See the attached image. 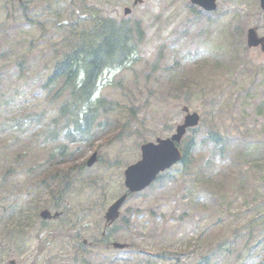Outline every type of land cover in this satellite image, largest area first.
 <instances>
[{"label":"rangeland","instance_id":"1","mask_svg":"<svg viewBox=\"0 0 264 264\" xmlns=\"http://www.w3.org/2000/svg\"><path fill=\"white\" fill-rule=\"evenodd\" d=\"M83 1L113 18L130 7L125 18L143 29L130 63L101 78L97 98L112 103L93 119L101 123L96 150L65 140L74 129L57 118L61 83L41 87L69 39L89 26L77 11L80 2L0 0V264H198L201 257L207 264H264V55L243 48L248 28L264 36L259 1L217 0L215 16H197L187 27L189 0H144L136 7L133 0ZM236 59L244 64L235 66ZM218 64L221 69L212 68ZM183 105L201 117L193 164L186 171L176 166L170 180L125 202L110 229L112 241L128 249L97 244L104 212L126 190L124 169L139 160L142 143L172 134ZM85 112L87 106L79 120ZM52 128L57 134H49ZM208 129L230 139L228 157L212 171L201 168ZM239 144V155L247 149L245 165L234 166ZM64 145L73 156L53 163L76 167L51 199L40 165L48 166ZM93 153L97 160L87 167ZM43 209L60 216L43 222Z\"/></svg>","mask_w":264,"mask_h":264},{"label":"trees","instance_id":"2","mask_svg":"<svg viewBox=\"0 0 264 264\" xmlns=\"http://www.w3.org/2000/svg\"><path fill=\"white\" fill-rule=\"evenodd\" d=\"M78 1L80 2L81 11L91 17V24L87 28L77 30L76 34L74 33L75 38L69 39L70 51L63 53L57 59L52 76V80L62 79V87L69 92V101L62 104L59 110L61 115L65 114L69 118H72L81 106L91 101L97 91V80L105 70L123 66L130 61L135 47L132 37L135 33L141 34L138 25L132 28L125 21H116L102 16L96 8H89L83 0ZM96 103L98 106H104L103 101ZM71 105L73 107L69 109ZM89 125L90 122L82 132L78 131L79 139L77 138V140L82 141L83 144L90 142L93 145L97 138L100 123L97 125L98 128L94 129L92 125ZM75 126H79V124L75 123ZM209 139L213 145L210 152L213 154L215 150H221L228 138L210 133ZM189 141L183 150V169H187L190 163L189 150L193 142ZM220 154L222 157L223 150ZM58 155L61 157L60 160L63 161L73 156L71 153H66L65 146H62ZM212 166L214 165H207L205 168H211ZM50 167L52 170L42 172L40 181L42 184L47 183L49 194L54 197L56 193H61L66 188L70 174L68 171H71L72 167L59 169V167H54L53 163L50 164ZM19 212H22V210L20 209ZM76 240L81 242L77 238ZM103 242H105L104 246L109 245L108 238L104 239ZM201 260L207 264V257H201ZM201 260L198 261V264L202 262Z\"/></svg>","mask_w":264,"mask_h":264},{"label":"water","instance_id":"3","mask_svg":"<svg viewBox=\"0 0 264 264\" xmlns=\"http://www.w3.org/2000/svg\"><path fill=\"white\" fill-rule=\"evenodd\" d=\"M141 0H135V4ZM191 3L197 5L207 11L215 9V0H191ZM261 8L264 10V0H260ZM129 9H124V13L128 14ZM247 45L249 47H255L260 45L261 51L264 52V39L258 38L256 35V29H249L247 32ZM198 116L196 114L187 115L184 119V124L177 128L176 134L171 139L161 140L157 139V143H146L141 146V160L134 165L129 166L125 171V187L130 192H137L148 186L156 177V175L170 168L175 162L181 159L179 151L175 148L174 142H179L187 127H194L197 125ZM166 147L167 152L164 156L159 157L157 162L152 165H146L145 161L151 156L156 155L155 150ZM96 160V155L88 160L87 166L90 167ZM126 198V195L120 197L114 204H112L106 211L104 218L107 224L110 225L119 216V208ZM40 217L44 220L51 218L48 210H43L40 213ZM57 217V214L53 218ZM114 248L123 249L125 245L113 244ZM10 264H14L13 261Z\"/></svg>","mask_w":264,"mask_h":264},{"label":"snow or ice","instance_id":"4","mask_svg":"<svg viewBox=\"0 0 264 264\" xmlns=\"http://www.w3.org/2000/svg\"><path fill=\"white\" fill-rule=\"evenodd\" d=\"M166 152H167V149H166V147H164V146H162V147L159 148V149H156V150H155L156 155L151 156V157H149L148 159H146V161H145L146 165H149V166H150V165H152L153 163L157 162V159H158L159 157L164 156V155L166 154Z\"/></svg>","mask_w":264,"mask_h":264},{"label":"bare ground","instance_id":"5","mask_svg":"<svg viewBox=\"0 0 264 264\" xmlns=\"http://www.w3.org/2000/svg\"><path fill=\"white\" fill-rule=\"evenodd\" d=\"M59 173V172H58Z\"/></svg>","mask_w":264,"mask_h":264}]
</instances>
